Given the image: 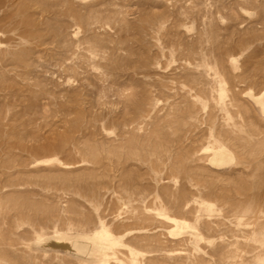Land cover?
<instances>
[{
    "label": "rangeland",
    "instance_id": "374dc122",
    "mask_svg": "<svg viewBox=\"0 0 264 264\" xmlns=\"http://www.w3.org/2000/svg\"><path fill=\"white\" fill-rule=\"evenodd\" d=\"M0 264H264V0H0Z\"/></svg>",
    "mask_w": 264,
    "mask_h": 264
},
{
    "label": "bare ground",
    "instance_id": "6f19581e",
    "mask_svg": "<svg viewBox=\"0 0 264 264\" xmlns=\"http://www.w3.org/2000/svg\"><path fill=\"white\" fill-rule=\"evenodd\" d=\"M49 246L53 247V248H68L69 244L65 241H49L48 243Z\"/></svg>",
    "mask_w": 264,
    "mask_h": 264
}]
</instances>
